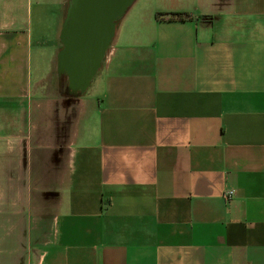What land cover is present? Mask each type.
Masks as SVG:
<instances>
[{
	"label": "crops",
	"instance_id": "obj_1",
	"mask_svg": "<svg viewBox=\"0 0 264 264\" xmlns=\"http://www.w3.org/2000/svg\"><path fill=\"white\" fill-rule=\"evenodd\" d=\"M65 7L0 0V264H264V0H136L79 98Z\"/></svg>",
	"mask_w": 264,
	"mask_h": 264
},
{
	"label": "water",
	"instance_id": "obj_2",
	"mask_svg": "<svg viewBox=\"0 0 264 264\" xmlns=\"http://www.w3.org/2000/svg\"><path fill=\"white\" fill-rule=\"evenodd\" d=\"M57 54L68 94L81 97L102 66L116 30L136 0H66Z\"/></svg>",
	"mask_w": 264,
	"mask_h": 264
},
{
	"label": "trees",
	"instance_id": "obj_3",
	"mask_svg": "<svg viewBox=\"0 0 264 264\" xmlns=\"http://www.w3.org/2000/svg\"><path fill=\"white\" fill-rule=\"evenodd\" d=\"M190 16L186 13H159L157 14L158 19H168V20H181L184 21Z\"/></svg>",
	"mask_w": 264,
	"mask_h": 264
},
{
	"label": "built area",
	"instance_id": "obj_4",
	"mask_svg": "<svg viewBox=\"0 0 264 264\" xmlns=\"http://www.w3.org/2000/svg\"><path fill=\"white\" fill-rule=\"evenodd\" d=\"M233 196V192L232 191H226L225 194H224V198L226 200H230Z\"/></svg>",
	"mask_w": 264,
	"mask_h": 264
},
{
	"label": "rangeland",
	"instance_id": "obj_5",
	"mask_svg": "<svg viewBox=\"0 0 264 264\" xmlns=\"http://www.w3.org/2000/svg\"><path fill=\"white\" fill-rule=\"evenodd\" d=\"M66 7H67V1H66ZM66 7H65V11H66ZM86 95H88L87 97H90V95H91L90 91H88V93Z\"/></svg>",
	"mask_w": 264,
	"mask_h": 264
}]
</instances>
